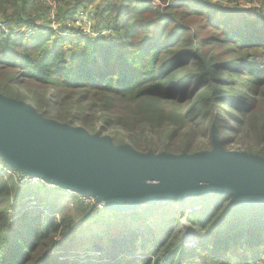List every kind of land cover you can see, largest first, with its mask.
Returning a JSON list of instances; mask_svg holds the SVG:
<instances>
[{"label": "trees", "instance_id": "trees-1", "mask_svg": "<svg viewBox=\"0 0 264 264\" xmlns=\"http://www.w3.org/2000/svg\"><path fill=\"white\" fill-rule=\"evenodd\" d=\"M19 2L0 0V13ZM20 5L21 17L11 22L33 33L0 30L2 93L27 85L46 91L42 108L32 104L44 117L79 120L89 131L91 121L65 110L88 102L105 114L122 105V113L102 118L107 128L128 132L141 152L209 151L202 140L216 125L225 150L238 142L264 157V20L209 4L108 0L98 18L114 35L97 39L47 29L37 23L45 10H34L35 0ZM0 162V264H209L207 254L226 264L264 262V205L237 208L230 195L211 194L113 212L105 224V211L77 197L69 204L68 195L41 184H21ZM90 215L100 229L86 251L95 255L83 261L78 252ZM193 234L201 240L189 248Z\"/></svg>", "mask_w": 264, "mask_h": 264}, {"label": "water", "instance_id": "water-1", "mask_svg": "<svg viewBox=\"0 0 264 264\" xmlns=\"http://www.w3.org/2000/svg\"><path fill=\"white\" fill-rule=\"evenodd\" d=\"M211 141L212 150L193 154L141 152L0 94V158L22 174L93 194L117 213L211 194L230 195L237 208L264 205V158L225 150L216 125Z\"/></svg>", "mask_w": 264, "mask_h": 264}, {"label": "built area", "instance_id": "built-area-1", "mask_svg": "<svg viewBox=\"0 0 264 264\" xmlns=\"http://www.w3.org/2000/svg\"><path fill=\"white\" fill-rule=\"evenodd\" d=\"M151 3L154 7H167L179 2H187L190 4H209L218 7H225L230 10L239 11L244 13L247 17L257 20H264V0H228V4H225L226 0H145ZM39 4L43 5L45 13L42 14L38 20V25H41L52 31H58L61 28L73 29L86 37L92 38H105L114 35L113 29L107 21L102 25H98L97 19L98 12L89 5V3H81L77 7H71L68 0H39ZM217 3V4H216ZM91 6V7H89ZM0 30L5 33L13 32L18 35L33 33L32 28L27 26L19 27L11 22V20L0 16ZM10 172L15 176L21 184L34 183L46 186L50 190H55L61 193L72 195L80 198L84 203L95 206L99 211H105L106 202L99 200L93 194H80L76 191H70L60 187L57 184H51L44 179L32 175L22 174L15 170ZM70 195V196H71ZM186 243L189 248L194 247L195 240H191V237H186ZM258 264V263H257Z\"/></svg>", "mask_w": 264, "mask_h": 264}, {"label": "rangeland", "instance_id": "rangeland-1", "mask_svg": "<svg viewBox=\"0 0 264 264\" xmlns=\"http://www.w3.org/2000/svg\"><path fill=\"white\" fill-rule=\"evenodd\" d=\"M74 1H75L73 3L74 7H76L78 4H81L83 2H85V3L87 2V3H89V5H91L94 8V10H96L98 13H100L106 7L108 0H74ZM219 2L221 3V0H219ZM20 3H21V0L18 3L17 7H15V9L12 8V6H9L7 14L6 13H0V15L8 17V18L11 19V21L16 22L21 17V15H19V12L20 13L22 12ZM39 3H40L39 0H35V4L36 5H34V7L36 9L33 8L34 10H37V9L40 10L41 9V6L39 5ZM228 3H229L228 0H226L225 4H228ZM100 5H103V7L100 8ZM34 10L31 11V12H33L32 14H36V12ZM37 12H38V10H37ZM100 21H101L100 19H97L96 23L98 25H102L103 22H100ZM31 34H28V36L31 35ZM2 89H4V88H2ZM4 92L5 93H2V90L0 89V94H2V95L3 94L11 95V96L14 97V99L18 98L21 101L30 100L29 104H33L35 107L37 106L38 108H42V105L44 104V102L47 101L50 98V96H51L50 93H48L46 91H43V90H36V89H34L32 87H29V85L24 86L23 88H22V86L21 87H19V86L18 87L9 86L8 88L4 89ZM115 108H116V113L117 114L115 112H108V113L105 112V114H102L96 109L93 110L91 105L88 102H86V104H85L83 109L76 107L74 109H68V110H65V111H66L67 114H76V115L80 116L82 121H87L88 123L91 121L93 123V129H91L90 132L98 133L100 135H110L112 137H115L116 141H118L117 142L118 144H119V142H123V141L126 142V144H129V140H128L129 133L128 132L122 130L119 127H114V126H111V127L107 128L106 127V122L102 118L103 115H107V117H109V118L115 117V116H117L118 114L122 113L125 110L122 107V105H117V106H115ZM40 112L42 114L43 110L41 109ZM224 116H225V118L227 120L228 119L227 116L226 115H224ZM82 123H84V122H81V121L78 120V123H76L75 125L73 124V126L83 127ZM208 128H211V126H208ZM209 133H210V136H209L210 138L208 137V138L202 140V142H203V147H206V149L210 148V150H212L211 130H209ZM230 135L233 138L235 137L234 139L238 140V138H237L238 136H236L235 134L231 133ZM183 143H184V139L180 140L177 143V145L181 146ZM227 149L229 151H237V152H243V153L249 154L247 152L248 149L246 148V146L244 144H240L238 142L234 143L233 145L228 146ZM254 150H256V149H254ZM205 151H207V150H205ZM151 152H154V151H151ZM200 152H202V151H200ZM159 153H168V151H161ZM183 153H185V152H183ZM168 154H175V153L170 152ZM252 154H257V151H253ZM257 156H260V155H257ZM1 160L4 162V160L2 158H1ZM1 163L2 162H0V164ZM63 194H65V193H63ZM65 195H68V194H65ZM70 195H68L69 197L64 196L66 198L65 202H68L69 204L72 203V201H73L72 198L74 197V196H72V195L70 196ZM136 211L137 212L142 211L141 207L140 208H136ZM110 213H113V211L105 210V212H103V214H102V217L104 219L103 223H105V224L109 223V222H111V220L114 219V217L111 216ZM89 217H91V218H87V220H86V221H90V223L86 225L88 230H87V232L83 233V241L84 242H83L82 247L79 248V252H78V254H79L78 259L79 260H83V261L84 260L86 261L88 256L95 255V254H93L91 252L86 253V251L89 249V246H90V243H91L90 240L93 238V235L96 234L99 231V229H100V227H99L100 225L94 221V220H96V218L92 217L91 215ZM158 224L159 223H156L155 227H158ZM187 237H191V240H193V239L195 240L194 247L198 246V244H199V242L201 240V236L200 235L193 234V235H187ZM194 247L191 246V248H194ZM57 254H58V256H62V254L60 252H57ZM207 255H208V257H207L208 259L207 260H208L209 264H226V262H223V259H224L223 256L219 257L217 260H214V259H212V256H210L209 254H207ZM242 256H244V254L243 253H239V257L243 258ZM68 259H73V257H69ZM95 263H97V262H95ZM202 263H203V261H202ZM257 263L258 264H264V262H257Z\"/></svg>", "mask_w": 264, "mask_h": 264}, {"label": "crops", "instance_id": "crops-1", "mask_svg": "<svg viewBox=\"0 0 264 264\" xmlns=\"http://www.w3.org/2000/svg\"><path fill=\"white\" fill-rule=\"evenodd\" d=\"M68 2L70 3L69 5H71V7H72V6H73V3H74L75 1H74V0H68ZM86 3H87V2H86ZM39 5L41 6V9L44 10L43 5H41V4H39ZM78 5H81V4H78ZM78 5H77V6H78ZM77 6H76V7H77ZM73 7H74V6H73ZM89 7H91V6H89ZM101 7H103V5H100V8H101ZM40 14H41V13H40Z\"/></svg>", "mask_w": 264, "mask_h": 264}]
</instances>
